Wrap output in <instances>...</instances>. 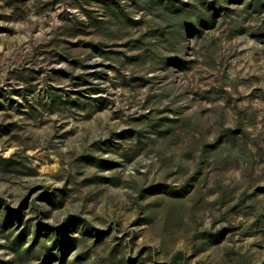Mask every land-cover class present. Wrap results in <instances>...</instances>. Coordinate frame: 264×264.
<instances>
[{
  "label": "rangeland",
  "instance_id": "obj_1",
  "mask_svg": "<svg viewBox=\"0 0 264 264\" xmlns=\"http://www.w3.org/2000/svg\"><path fill=\"white\" fill-rule=\"evenodd\" d=\"M162 1L0 0V264H264V0Z\"/></svg>",
  "mask_w": 264,
  "mask_h": 264
},
{
  "label": "trees",
  "instance_id": "obj_2",
  "mask_svg": "<svg viewBox=\"0 0 264 264\" xmlns=\"http://www.w3.org/2000/svg\"><path fill=\"white\" fill-rule=\"evenodd\" d=\"M154 1V0H153ZM163 1H165V0H163ZM162 1V2H163ZM167 1V0H166ZM169 5V4H168ZM212 4H210L209 5V8H207V10L206 11H209V12H212L213 11V9L215 10V7H213V6H211ZM181 7H176V10L177 11H181ZM214 14H216V11L215 12H213ZM213 13L211 14V16H209L211 19H213ZM215 17V16H214ZM196 29V28H195Z\"/></svg>",
  "mask_w": 264,
  "mask_h": 264
}]
</instances>
